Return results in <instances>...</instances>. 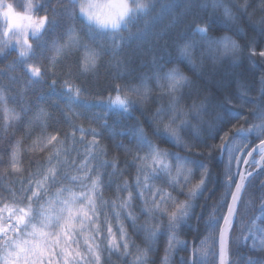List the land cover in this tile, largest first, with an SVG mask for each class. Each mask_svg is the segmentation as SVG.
<instances>
[{"label": "snow or ice", "instance_id": "obj_1", "mask_svg": "<svg viewBox=\"0 0 264 264\" xmlns=\"http://www.w3.org/2000/svg\"><path fill=\"white\" fill-rule=\"evenodd\" d=\"M236 4L237 12H247L248 0H236ZM23 7L24 11L20 12L12 3L0 0V18L6 23L0 33V55H4L5 49L15 42L20 59L9 65V71H14L19 63L24 66L31 84H43L47 83L48 69L42 64L27 61L37 57V50L43 55L45 36L61 26L60 17L64 13L73 23L65 28V44L53 42L55 54L50 58V67L54 68L57 58L63 57L75 60L82 73L92 72L105 51L102 43L98 49L90 45L97 43L98 36H107L110 50L115 55L124 44L122 31L149 13L153 0H107L103 4L99 0H67V3L56 0L55 4L52 0H45L43 5L28 0ZM168 7L162 5V11H167ZM186 7L195 13L199 8L207 7V3L202 5L200 0H186ZM211 7L213 15L222 8L223 20L229 25V30H237V17L224 0H211ZM261 7L264 8V0ZM41 11L44 15L36 16ZM77 20L82 25L79 30L74 23ZM257 23L264 35V17ZM213 30L212 22L201 19L194 29L199 40L178 34L173 40L171 60H165L163 56L155 59L150 75L140 76L138 85L115 84L108 90L106 99L97 102L81 100L83 90L65 81L63 97L66 98L67 111L99 123L102 129L99 132L95 128L87 130L93 140L79 164L62 159L67 154L62 147H57L58 144L63 145L58 134H43L49 127L47 121L52 117L46 109L36 107L35 115L28 123L39 124L42 133L34 141L33 148L38 147L41 152L51 150V153L44 164L37 166L35 173L19 181L18 189H7L10 200L0 197V264H108L107 260H102L104 252L124 257L132 255V264H156L150 260L149 253L160 236L167 237L164 257V264H167L169 253L177 244L186 246L187 242L180 241L178 235L194 217L203 222L205 229L209 230V237L201 241L199 248L193 249V255L199 252V259L182 257L181 264H203V258L208 255L209 238L213 245L217 242L219 245L217 264H233L231 257L240 256V245L248 240L252 241L250 251L264 253V178H258L259 174L254 171L257 167L264 169V87H261L258 98L246 100L247 92L234 96L223 78L217 81L215 88L209 86L207 79L209 73L217 71L221 57L227 53L233 54V63L239 59L243 49L249 52V59L254 61L259 57L264 61V42L258 44L255 37L243 36L240 37L244 41L242 49L237 40L227 35H210ZM30 36L36 42V49L30 42ZM78 51L83 52L82 57L76 56ZM183 62H186L190 74L178 66ZM169 64L172 66L168 67ZM52 75L55 76V72ZM9 79L14 81L16 78ZM260 80L264 85V74ZM57 82V79H51L49 88L54 90ZM151 82H154V87ZM6 91L7 88L0 87V112H3L5 130L15 123L23 124L32 111L30 106H21L19 112L10 109ZM73 105L82 107L84 111L74 112ZM245 105H249L248 112L253 120L259 121L258 124L244 126L249 120L238 109ZM93 108H101L102 111L92 112ZM117 108L119 115L130 121L122 126L119 133L123 139H117L118 134L112 131L115 124H108L111 112ZM205 116L211 118L206 120ZM78 131L82 136L86 133L83 127ZM105 131L109 133L115 149L132 157L131 161L125 160L123 169L119 167L118 157L111 161L100 160L97 165L92 163L107 154L99 143ZM254 131L259 133L255 138L259 139V144L248 155L258 151L260 159L251 162L254 170L234 174L231 165L238 159L233 153L239 145H230L237 137L246 141ZM217 140L219 144L215 143ZM165 144L179 148L185 155L160 147ZM10 147L8 162L14 171H20V141H15ZM217 152L227 155L225 192L223 199L217 201L208 213V219L204 220L196 213L197 202L209 198L205 193L213 192L209 188L212 176L209 165L213 164ZM244 163L250 161L245 160ZM107 168L112 172L107 173L108 181L105 182V173L100 169ZM70 169L79 174L70 175ZM132 169L135 175L131 180L118 184L112 179L125 173L131 176ZM197 176L198 181L193 184L192 180ZM113 184L116 200L106 201L103 190L111 189ZM120 193L127 195L121 197ZM180 196L184 199H179ZM257 203L261 215L250 218L245 225L243 217ZM140 216L145 217L143 224L138 223ZM110 217L119 224V240L113 232ZM238 220L240 235L236 236ZM126 221L135 232L143 233L148 247L135 245L125 227ZM130 248H135V253ZM243 264H264V255L250 256Z\"/></svg>", "mask_w": 264, "mask_h": 264}, {"label": "trees", "instance_id": "obj_2", "mask_svg": "<svg viewBox=\"0 0 264 264\" xmlns=\"http://www.w3.org/2000/svg\"><path fill=\"white\" fill-rule=\"evenodd\" d=\"M28 0H5V3H12L17 11L23 12L24 5ZM34 3L39 2L42 5L45 0H33ZM53 4L56 0H52ZM242 2V0H241ZM67 3V0H65ZM203 5L207 3V7H201L195 13L191 8L186 7V0H153V7L149 13L140 16L139 19L134 21L128 29L122 31L121 35L124 38V44L118 52L113 55L110 50V42L107 36H98L97 43L91 44L90 47L98 49L99 44L104 45L105 54L97 63V68L92 72L82 73L79 69V65L75 60H66L63 57L57 58V63L54 68L50 67V58L55 54L53 50V42L58 41L63 45L67 42V36L65 33L66 26H69L73 22L68 21L67 14L64 13L60 17V27L55 32H50L45 36L46 46L43 51V55L39 54L37 50V57L33 60L27 61L28 63L42 64L44 68L48 69L46 76L47 83L43 84H31L28 76L25 74L24 66L17 63L14 71H9V65H13L14 61H18L19 52L16 49L9 47L5 49L4 55H0V87L7 88L5 96L8 98L7 106L10 109L20 111L21 106H30L32 111L24 119V123H15L11 128L4 129L3 112H0V197L5 200H10L7 189L9 187L18 189L20 187L19 181L26 180L30 173H35L39 164H44L47 157L50 155L51 150L41 152L37 147L33 148L34 141L37 140L42 133L40 125L32 123L29 125L28 121H31L35 115L36 107H42L51 114V119L47 121L49 127L44 130V135L58 134L63 145H57L58 148L62 147L67 154L62 156V159L69 161H76L77 164L83 159L85 153L88 150L89 143L93 140L91 134L87 133L90 128H95L98 132L102 131L99 123L92 122L89 119H85L82 116H74L72 112H68L65 108L66 98L63 97L64 82L68 81L73 87H78L83 90L81 100L88 102H97L100 99H106L109 95V89L115 84L128 83L130 85H138L140 83L139 77L142 75H150V68L152 67L155 59L163 56L165 60H171L174 55V49L172 47L174 38L179 35H187L189 39L199 40L198 34H194V29L197 23L201 19H207L214 25V30L210 35L214 37L229 36L232 39L237 40L241 44L242 49L244 41L240 37H255L258 44L264 42V35L261 34V28L258 21L261 17H264V8L261 7L262 0H248L247 12H237L236 0H224V3L232 8L237 19L235 24L237 30H229V25L224 22L222 16V8L216 10L213 15V9L211 7V0H200ZM162 5H168L167 11H162ZM44 12L36 13V16H42ZM51 18V13L49 12ZM75 27L79 30L82 25L79 20L75 21ZM6 27V23L3 18H0V33ZM83 35V33H80ZM30 42L33 44V48L36 49V42L32 38ZM260 48H257L259 51ZM11 53L8 55V53ZM249 52L247 49H243L240 53L239 59L233 63V54L227 53L221 57L220 65L217 71L208 74V83L212 88L217 87V81L221 78L230 86V91L234 96H242L245 92L248 93L244 97L246 100H250L254 97L260 96V89L264 87L261 84V74H264V61L259 57L255 60L249 59ZM76 56L82 57L83 52L78 51ZM6 57V58H5ZM209 67L211 61H208ZM71 66V67H69ZM172 65L169 64L168 67ZM181 71L186 74L188 68L186 62L178 65ZM55 72V76L52 75ZM9 77H15L16 79L10 80ZM119 77V78H118ZM51 79H57L55 89H50L48 84ZM154 87V82H151ZM113 96L115 93H111ZM23 102V105H22ZM243 103V101H239ZM191 104V101L188 102ZM249 105H245L243 108H239L238 111L244 115L248 120V124H244L245 127H250L252 123H259L258 120H253L248 112ZM74 112L80 113L84 109L78 105L72 106ZM92 112H101V108H93ZM120 110L114 109L108 119V124L115 127L112 129L117 133V139H123V136L119 135L122 130V126H126L130 121L126 117L119 115ZM138 115V113H137ZM211 118L205 116V119ZM195 123V121H193ZM243 123V121L241 122ZM83 127L86 133L82 134L78 131ZM125 135H128L125 133ZM74 137V138H73ZM249 134L247 140H243L241 137H237L234 141L242 144V151H240L241 160H234L231 165V172L239 174L241 169L242 160L246 154L257 144L259 139ZM255 139V143H252ZM20 141V147L18 150L19 169L20 171H14L9 164V154L11 152V144L15 141ZM219 140L215 143L219 144ZM101 147L105 148L106 155H101L99 159L94 160L93 165L100 163V160L111 161L114 157H118L119 167L123 169L125 167V160L131 161L132 157L127 156L123 150H117L113 146V141L110 135L105 131L104 136L99 138ZM127 144V141H125ZM247 145V146H245ZM130 147V145H129ZM162 148H168L171 151L179 152L180 155H185L179 148L172 146L171 144L160 145ZM7 149V152H5ZM214 165V166H213ZM212 169L211 182L209 188L213 189L211 193H205L208 199H200L197 203L199 206L196 208L197 215H202L204 220L208 219V213L212 207L217 204L218 200L223 199V193L225 192V171L227 168L226 154H220L217 152L213 158V164L209 165ZM105 173L103 179L108 181L107 173L112 172L111 168L100 169ZM70 175H78L79 173L75 169L69 170ZM258 178H264V169L259 173ZM135 175V170H131V176L125 173L123 176L117 175L112 179L118 183L123 184L125 180H131ZM238 179V175H237ZM198 181V176L192 180L195 184ZM159 183V182H157ZM70 187L72 185H69ZM121 197L127 195V193H120ZM103 197L106 201L116 200L115 184L111 189L105 188L103 190ZM179 199L183 200L184 196H180ZM258 203L252 208L248 215L243 217L245 225L248 224L249 219L254 216H260L261 213L258 210ZM136 214L139 216V209H136ZM219 214V213H218ZM264 218V217H262ZM113 232L116 233L117 240H119V234L117 229L119 224L116 220L111 219ZM145 217L140 216L138 223L143 224ZM259 223V221L257 222ZM125 227L129 236L140 248L148 247L145 242L142 232H135L130 226L129 222H125ZM247 233H245L246 235ZM236 236L240 235V223L237 221ZM209 237V230L205 229L203 222H198L194 217L189 223L179 232L178 239L180 241L187 242L185 244H177V246L169 253L167 264H181V258H193L199 259L200 254L196 252L193 255V249L201 246V241H205V238ZM235 239V236H233ZM218 240V234H217ZM252 241L248 240L240 245V256L231 257L233 264H243V261L250 256L264 255L259 250L255 253L250 251ZM167 247V237L160 236L152 244V251L149 253L150 260H154L156 264H164L165 248ZM208 255L203 258V264H217L219 245L218 242L213 245L211 238L207 240ZM130 251L135 253V248H130ZM231 251V246H230ZM102 260H107L108 264H132L133 256H120L117 254H109L104 252Z\"/></svg>", "mask_w": 264, "mask_h": 264}, {"label": "bare ground", "instance_id": "obj_3", "mask_svg": "<svg viewBox=\"0 0 264 264\" xmlns=\"http://www.w3.org/2000/svg\"><path fill=\"white\" fill-rule=\"evenodd\" d=\"M251 135L254 136V137H257L259 135V133H257V132L254 131V132L251 133ZM233 142H235V141H232V145H233ZM232 145H230V146H232ZM234 156L237 157L238 160H241V158H240L241 157L240 152L239 153H236ZM226 161H227V155H226ZM243 165H244V161L242 160L241 169H240L241 172H242ZM246 170H254L253 169V164L252 163H248V166H247V169ZM255 170H256V168H255ZM261 170L262 169H259L257 171V173H259Z\"/></svg>", "mask_w": 264, "mask_h": 264}, {"label": "rangeland", "instance_id": "obj_4", "mask_svg": "<svg viewBox=\"0 0 264 264\" xmlns=\"http://www.w3.org/2000/svg\"><path fill=\"white\" fill-rule=\"evenodd\" d=\"M99 2L103 4V3H106L107 0H99ZM29 39H31V36L29 37ZM11 47L16 49L17 52H19V50L15 46V42H13V45ZM237 145H239V148L236 151H234L233 155H235L236 153H239L240 151H242V144L240 142H233L232 146L234 147V146H237Z\"/></svg>", "mask_w": 264, "mask_h": 264}, {"label": "water", "instance_id": "obj_5", "mask_svg": "<svg viewBox=\"0 0 264 264\" xmlns=\"http://www.w3.org/2000/svg\"><path fill=\"white\" fill-rule=\"evenodd\" d=\"M255 148H256V147H255ZM252 151H253V150H252ZM257 152H258V151H256V152H253V155H254V154H256ZM253 155H252V156H253ZM252 156H249V155H248V156H247V158H246V160L250 161V160H251V158H252ZM247 166H248V164H245V163H244V165H243V168H242V172H241V173H243V172H245V171H246V169H247ZM259 169H260V168H259V167H257V168H256V170H255V172L257 173V171H258Z\"/></svg>", "mask_w": 264, "mask_h": 264}]
</instances>
